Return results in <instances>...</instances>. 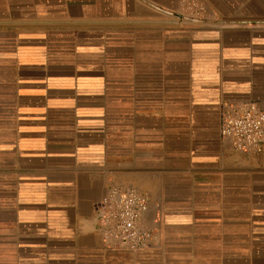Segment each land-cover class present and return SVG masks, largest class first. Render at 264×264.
I'll return each mask as SVG.
<instances>
[{
    "label": "crops",
    "instance_id": "crops-1",
    "mask_svg": "<svg viewBox=\"0 0 264 264\" xmlns=\"http://www.w3.org/2000/svg\"><path fill=\"white\" fill-rule=\"evenodd\" d=\"M225 101L264 109V0H0V264H264V150ZM112 185L150 248L97 232Z\"/></svg>",
    "mask_w": 264,
    "mask_h": 264
},
{
    "label": "built area",
    "instance_id": "built-area-1",
    "mask_svg": "<svg viewBox=\"0 0 264 264\" xmlns=\"http://www.w3.org/2000/svg\"><path fill=\"white\" fill-rule=\"evenodd\" d=\"M221 134L236 150H264V109L255 101H225ZM149 197L112 185L96 205V230L108 246L141 250L153 245L154 226L146 222Z\"/></svg>",
    "mask_w": 264,
    "mask_h": 264
},
{
    "label": "water",
    "instance_id": "water-1",
    "mask_svg": "<svg viewBox=\"0 0 264 264\" xmlns=\"http://www.w3.org/2000/svg\"><path fill=\"white\" fill-rule=\"evenodd\" d=\"M166 12L175 16V17L183 18L184 22H187V23H216L213 20H207V19H201V18H192L189 16L181 15L179 13L171 12V11H166Z\"/></svg>",
    "mask_w": 264,
    "mask_h": 264
},
{
    "label": "rangeland",
    "instance_id": "rangeland-1",
    "mask_svg": "<svg viewBox=\"0 0 264 264\" xmlns=\"http://www.w3.org/2000/svg\"><path fill=\"white\" fill-rule=\"evenodd\" d=\"M192 6V5H191ZM193 8L188 9L187 11L184 12L185 15L192 17V18H201L202 17V11H203V5L199 4H194V6H192ZM182 22V21H180ZM184 22V21H183ZM184 24H188V23H184Z\"/></svg>",
    "mask_w": 264,
    "mask_h": 264
}]
</instances>
